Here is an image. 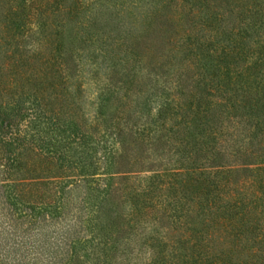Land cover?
I'll return each instance as SVG.
<instances>
[{"label":"rangeland","instance_id":"rangeland-1","mask_svg":"<svg viewBox=\"0 0 264 264\" xmlns=\"http://www.w3.org/2000/svg\"><path fill=\"white\" fill-rule=\"evenodd\" d=\"M61 1L65 9L49 13L44 32L62 45L65 70L48 68L45 83L27 81L25 56L0 39V126L9 122L0 132V264H196L201 251L223 263L264 264L260 231L238 225L237 208L212 207L208 183L197 175L181 177L177 201H150L144 180L175 168L179 154L129 130L152 124L160 103L187 87L185 77L178 81L189 55L184 37L203 28L206 7L184 24L174 0ZM5 2L0 27L16 29L22 20L5 19ZM29 23L28 50L43 39L39 24ZM197 67L190 80L198 79ZM248 105L239 109L245 117ZM222 161L238 164L264 194L262 157ZM158 192L166 199L168 191Z\"/></svg>","mask_w":264,"mask_h":264},{"label":"trees","instance_id":"trees-1","mask_svg":"<svg viewBox=\"0 0 264 264\" xmlns=\"http://www.w3.org/2000/svg\"><path fill=\"white\" fill-rule=\"evenodd\" d=\"M5 1L9 4L5 2V19L10 21V16L14 14L22 21L14 30L1 26L0 39L7 43L15 42V49L20 51L22 58L25 56L27 69L24 66L21 72L26 75L27 81L45 83L48 68L64 71L62 45L55 43L53 46L52 38L44 32L49 13L65 9L62 1ZM174 1L180 9L179 21L184 24L198 17L202 6L209 14L206 18L200 16L204 25L202 29L195 33L189 31L184 37L189 55L182 62L178 81L185 77L187 87L179 83L183 89L179 87L176 90L177 97L160 103L152 124L129 128L135 138L149 139L157 145L164 142L161 144L175 149L179 154L175 168L147 177L142 186L145 193L150 195V201H177L174 198L175 188L181 177L197 175L208 183L210 189L205 190V194L209 201L208 196L212 193V207L237 208L239 218L236 223L246 225L250 231H260L264 238V194H258L255 184L241 176L238 164L235 167L221 162L223 155L227 154L239 158L256 154L262 157L261 162L264 163V0ZM32 19L39 24L43 39L39 38L38 44L28 50L27 41L35 33L29 23ZM129 53L139 59L144 56L133 49ZM198 64L201 69L198 79L190 80L192 66L198 68ZM3 70L7 73L8 69L4 67ZM13 73L17 74L15 70L10 74ZM13 82L16 86L17 81H10ZM239 92L245 93L243 103L238 99ZM242 104L251 105H248L251 116L245 117L239 112ZM169 120L171 125L166 123ZM8 127L9 122L6 126H0V132L8 130ZM121 141L122 151H127L128 142L124 139ZM232 146L237 147L233 149L235 153L227 148ZM202 160L217 163L208 166ZM163 190L168 191L166 199L158 194ZM239 227L235 226L236 232ZM190 239L185 237L182 240ZM205 253L201 251L193 258L196 264H230V261L223 263L218 260L219 257ZM173 256L179 263L176 249ZM150 264H158L157 259L153 258Z\"/></svg>","mask_w":264,"mask_h":264}]
</instances>
